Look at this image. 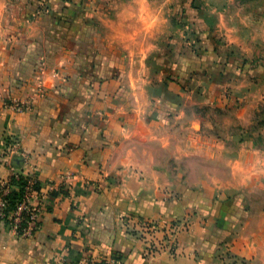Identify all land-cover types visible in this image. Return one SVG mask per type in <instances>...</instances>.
Wrapping results in <instances>:
<instances>
[{
  "label": "crops",
  "instance_id": "0c3cea01",
  "mask_svg": "<svg viewBox=\"0 0 264 264\" xmlns=\"http://www.w3.org/2000/svg\"><path fill=\"white\" fill-rule=\"evenodd\" d=\"M73 1L0 0V184H42L31 235L0 218V264H263L261 149L198 111L249 92L239 52L172 38L149 0ZM203 156L228 175L189 168ZM146 220L191 225L148 257Z\"/></svg>",
  "mask_w": 264,
  "mask_h": 264
},
{
  "label": "rangeland",
  "instance_id": "374dc122",
  "mask_svg": "<svg viewBox=\"0 0 264 264\" xmlns=\"http://www.w3.org/2000/svg\"><path fill=\"white\" fill-rule=\"evenodd\" d=\"M73 1V0H67ZM132 0H74L75 3L92 2L93 7H104ZM152 6L163 8L171 17V37L180 35L190 46H198L199 39L207 37L209 47L239 52L247 72L249 91L232 107L203 106L199 112L205 115V123L212 130L230 131L235 134L232 146L239 140H251L261 149L264 161V0H149ZM85 7V6H84ZM194 25L190 23L195 20ZM203 36L202 38H200ZM214 44V45H211ZM216 45V46H217ZM253 92V93H252ZM191 169L205 171L218 169L228 175L229 167L223 157L213 160L210 156L189 158ZM259 220V218L257 217ZM256 219V220H257ZM264 219L261 241L264 246ZM235 264H251L248 259L225 252ZM264 264V263H263Z\"/></svg>",
  "mask_w": 264,
  "mask_h": 264
},
{
  "label": "built area",
  "instance_id": "2783aa9c",
  "mask_svg": "<svg viewBox=\"0 0 264 264\" xmlns=\"http://www.w3.org/2000/svg\"><path fill=\"white\" fill-rule=\"evenodd\" d=\"M15 106L23 107L19 104L17 105V103ZM12 174H16L17 176L18 172L13 171ZM31 178L32 179H30L29 185L25 188L23 198L10 215H8L5 211L7 207V200L5 196L8 194L9 188L0 189V218L6 221L7 217H12V225L8 226L12 232L21 236L32 234V231L38 226L39 216L41 213V208L32 204V198L38 192L33 189L32 186L34 184V180L33 177ZM24 221L25 225L22 226V222ZM190 225L191 223L189 220H174L162 226H159L150 220L141 221L138 228L141 230V236L144 238L145 255L152 257L157 256L164 251H173L175 249L177 235L182 230L189 229Z\"/></svg>",
  "mask_w": 264,
  "mask_h": 264
},
{
  "label": "trees",
  "instance_id": "16d2710c",
  "mask_svg": "<svg viewBox=\"0 0 264 264\" xmlns=\"http://www.w3.org/2000/svg\"><path fill=\"white\" fill-rule=\"evenodd\" d=\"M16 139H11L12 142H17L14 141ZM33 177V189L36 190L37 192H41L42 190V184L39 181V179L36 176H30L29 174H25L23 172H18V175L16 174H11L10 178L0 184V189L1 188H9L8 194L5 196L7 200V207L5 209L6 213L8 215L12 214L14 209L16 208L17 204L21 201L23 198V195L25 193V188L26 186L29 185L30 179ZM26 216V215H25ZM12 217L6 219V223L8 225H12ZM25 225V221L22 222V226ZM21 234V232H20Z\"/></svg>",
  "mask_w": 264,
  "mask_h": 264
}]
</instances>
